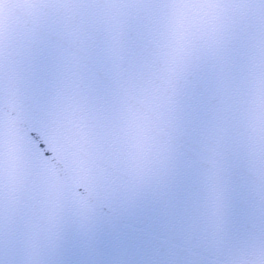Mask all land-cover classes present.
I'll return each instance as SVG.
<instances>
[{
  "label": "snow or ice",
  "instance_id": "6c2138e0",
  "mask_svg": "<svg viewBox=\"0 0 264 264\" xmlns=\"http://www.w3.org/2000/svg\"><path fill=\"white\" fill-rule=\"evenodd\" d=\"M0 264H264V0H0Z\"/></svg>",
  "mask_w": 264,
  "mask_h": 264
}]
</instances>
